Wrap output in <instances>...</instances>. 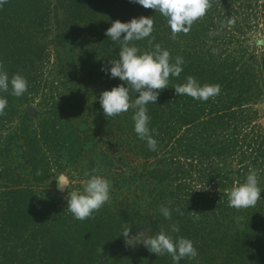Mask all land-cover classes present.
I'll return each mask as SVG.
<instances>
[{
  "label": "trees",
  "instance_id": "obj_1",
  "mask_svg": "<svg viewBox=\"0 0 264 264\" xmlns=\"http://www.w3.org/2000/svg\"><path fill=\"white\" fill-rule=\"evenodd\" d=\"M211 3L175 39L164 16L132 0H7L0 7V62L10 78L28 81L21 97L11 86L0 92L7 99L0 115V264H175L145 246L124 252L125 225L130 235L164 230L191 239L198 256L179 264H264V116L257 109L264 46L251 43L264 33V0ZM141 16L154 20L151 36L132 42L141 53L159 44L173 62L185 61L147 105L155 151L135 133L134 109L107 117L100 103L104 91L127 87L111 77L121 44L105 33L117 20ZM188 76L219 84L220 93L206 102L177 95L174 87ZM34 103L36 115L28 110ZM98 166L112 182L110 202L94 219L77 220L51 183L63 173L82 191L85 172ZM249 169L259 170L261 199L236 210L228 190Z\"/></svg>",
  "mask_w": 264,
  "mask_h": 264
},
{
  "label": "clouds",
  "instance_id": "obj_2",
  "mask_svg": "<svg viewBox=\"0 0 264 264\" xmlns=\"http://www.w3.org/2000/svg\"><path fill=\"white\" fill-rule=\"evenodd\" d=\"M132 2L138 3L145 9H154L164 16L170 26L173 39L180 33L187 35L194 23L202 19L212 7L211 0H132ZM6 3L7 0H0V7ZM234 23V19L228 20L229 25ZM153 31V18L144 16L138 19L133 18L128 23L117 20L106 31V36L121 44L119 59L111 61V77H118L126 82L127 87L121 84L110 91H104L100 96V103L107 117H114L134 109L135 114L132 119L135 133L147 142L150 150L155 151L157 141L153 138L154 130L149 127L150 117L147 115V105L156 104L160 92L168 88L170 77L180 76L185 61L177 56L173 62L170 52L162 49L159 44H156L153 50L141 53V50L132 42L150 37ZM122 34L126 35H123L121 39ZM151 43L150 40L149 44ZM10 86L11 94L21 97L28 90V81L20 74H14L10 78L4 63L0 62V92L7 93ZM174 89L179 96L186 95L206 102L220 93L221 86L219 84L201 85L195 77L188 76L185 83L177 84ZM132 91L138 94L135 100L130 94ZM6 106L7 99L0 96V115H4ZM85 176L89 178L82 181V191L71 190L72 181L63 173L55 179L59 191L70 189L67 196V209L75 219L81 221L95 218L94 213L110 202L112 189V182L100 174L99 166L93 168L91 172L86 171ZM261 193L259 170L249 169L246 180L228 190L229 206L236 210L254 207L261 199ZM176 211L183 215L179 209ZM160 212L166 219H171V210L168 207L161 206ZM192 214L194 219H199V214L195 212ZM171 231L173 233L180 231L178 223L172 225ZM131 232V228L126 225L123 227L122 236L125 238L126 247L135 248L142 244L158 256L169 254L175 264H179L183 258L195 259L198 256V251L191 239L175 237L164 230L155 235L145 231L130 235Z\"/></svg>",
  "mask_w": 264,
  "mask_h": 264
},
{
  "label": "rangeland",
  "instance_id": "obj_3",
  "mask_svg": "<svg viewBox=\"0 0 264 264\" xmlns=\"http://www.w3.org/2000/svg\"><path fill=\"white\" fill-rule=\"evenodd\" d=\"M255 46V48L257 50L261 49L263 46H264V43H259L260 41H264V33H258L256 35H252V40H251ZM257 109L259 110L261 116H264V101L260 104H258L257 106ZM29 111H31L34 115L37 114V110H38V106H37V103H34L33 105L29 106ZM131 167L133 166L131 163H130ZM77 184V183H75ZM50 190L53 191L54 193L57 194V196H61L63 197V199H66L67 196H68V192L70 191V189H65V191L61 192L58 190V187H57V182L56 180H54L52 183H51V187H50ZM73 190V187L72 189ZM147 232V231H145ZM148 233V232H147ZM149 234V233H148ZM143 246L142 244H139L137 245L136 247H141ZM133 248L132 247H126L125 245V240H124V244H123V251L124 252H132ZM122 251V252H123Z\"/></svg>",
  "mask_w": 264,
  "mask_h": 264
}]
</instances>
